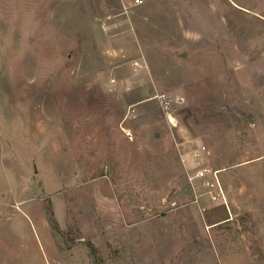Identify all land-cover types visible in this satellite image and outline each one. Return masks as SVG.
<instances>
[{
    "label": "rangeland",
    "instance_id": "obj_1",
    "mask_svg": "<svg viewBox=\"0 0 264 264\" xmlns=\"http://www.w3.org/2000/svg\"><path fill=\"white\" fill-rule=\"evenodd\" d=\"M196 3L0 0V264H264V0Z\"/></svg>",
    "mask_w": 264,
    "mask_h": 264
},
{
    "label": "built area",
    "instance_id": "obj_2",
    "mask_svg": "<svg viewBox=\"0 0 264 264\" xmlns=\"http://www.w3.org/2000/svg\"><path fill=\"white\" fill-rule=\"evenodd\" d=\"M145 0H131V4L134 6L141 5ZM113 81V79H112ZM161 110L164 112L166 120L173 124L176 122L175 110L176 106L173 104L171 99L166 93H159L156 96ZM205 153L206 148L204 145L199 144L192 148L191 158L192 161L196 163L194 168V173L192 174L193 179H198L201 181L202 185L205 187L208 195H211V199L216 200L220 194L223 193V189L221 187L218 171L212 170L205 165ZM221 196V195H220ZM223 196V195H222Z\"/></svg>",
    "mask_w": 264,
    "mask_h": 264
},
{
    "label": "crops",
    "instance_id": "obj_3",
    "mask_svg": "<svg viewBox=\"0 0 264 264\" xmlns=\"http://www.w3.org/2000/svg\"><path fill=\"white\" fill-rule=\"evenodd\" d=\"M193 1H195V4L198 6V4L196 3V0H193Z\"/></svg>",
    "mask_w": 264,
    "mask_h": 264
}]
</instances>
